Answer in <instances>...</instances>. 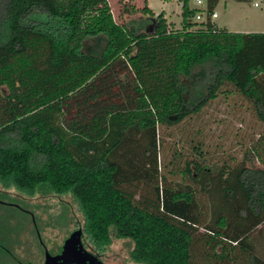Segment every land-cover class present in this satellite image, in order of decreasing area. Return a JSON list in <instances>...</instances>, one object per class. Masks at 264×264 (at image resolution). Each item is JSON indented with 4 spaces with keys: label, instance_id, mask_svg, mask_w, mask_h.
Wrapping results in <instances>:
<instances>
[{
    "label": "trees",
    "instance_id": "16d2710c",
    "mask_svg": "<svg viewBox=\"0 0 264 264\" xmlns=\"http://www.w3.org/2000/svg\"><path fill=\"white\" fill-rule=\"evenodd\" d=\"M178 2L179 29L143 0L148 30L134 33L113 21L106 0H0V184L69 193L84 221L72 246L80 264L92 258L82 235L101 248L111 229L131 241L137 264H193L196 241L220 261L229 246L264 264L251 239L264 222V169L244 166L255 154L233 168L186 161L189 184L169 186L158 158V127L197 113L224 84L264 122V33L191 30L195 10ZM93 38L100 52H82ZM192 76L206 78L205 95L188 109L183 80Z\"/></svg>",
    "mask_w": 264,
    "mask_h": 264
},
{
    "label": "rangeland",
    "instance_id": "374dc122",
    "mask_svg": "<svg viewBox=\"0 0 264 264\" xmlns=\"http://www.w3.org/2000/svg\"><path fill=\"white\" fill-rule=\"evenodd\" d=\"M189 1L195 8L193 0ZM201 1L203 5L206 3V0ZM179 3L178 0H148L147 7L152 11L153 18L162 10L165 11L170 29H173L180 27ZM254 3L257 7L253 6ZM107 4L116 24L134 33L148 30L150 17L140 10L143 0H107ZM213 10L217 15L213 22L219 29L232 33H264V0H218ZM102 46V40L93 38L86 40L81 50L98 54ZM194 72L201 73L199 68ZM183 82L189 84L185 107L190 109L204 97V87L200 86H205L206 78L192 76L191 80L184 79ZM191 82L195 85H190ZM158 140V158L161 166L164 165L160 177L168 186L178 182L189 184L180 171L184 163L191 160L211 168L223 164L233 168L245 159V154L251 152L255 155L248 157L244 166L264 169V122L256 119L251 105L228 84H224L216 98L207 102L197 113L171 127H158ZM197 145L201 157L194 151ZM0 199L14 202L22 209L0 206V252L4 254L2 249L6 252L5 257L0 254V259H5V264H14L11 257L35 261L42 253L39 241L44 251L56 258L70 234L76 230L82 232L83 216L69 193L57 195L45 188H36L27 193L0 184ZM198 202L205 215L203 220L207 221L205 199L198 196ZM256 229L251 234V239L254 238L253 251L258 257L264 258V222ZM80 241L84 251L97 256L96 264H137L129 257L131 241L114 239L112 229L109 232V244L105 247L94 248L85 235ZM216 252L219 253V247ZM192 254L193 264H248L246 253L230 249L229 246L224 252L229 260L224 258L220 261L213 257L201 241L194 243Z\"/></svg>",
    "mask_w": 264,
    "mask_h": 264
},
{
    "label": "flooded vegetation",
    "instance_id": "af4514ba",
    "mask_svg": "<svg viewBox=\"0 0 264 264\" xmlns=\"http://www.w3.org/2000/svg\"><path fill=\"white\" fill-rule=\"evenodd\" d=\"M0 206H3V207H11L12 209H19L20 211L22 210L20 206H18L16 203L14 202H11V203H8L2 199H0ZM39 245H40V248H41V251L42 253H40V256L37 257V259L35 261H29V260H26V261H22V260H19L17 258H14V257H11L12 258V261L14 262V264H63L61 262H53V257H51V255H49L46 250L44 251L43 249V245L42 243L39 241ZM0 250H1V247H0ZM2 251L4 252V254H0L5 257V250L2 249ZM11 254L9 253V256ZM93 258L95 259H92V262L91 264H96L97 263V256H92ZM5 259H0V264H5Z\"/></svg>",
    "mask_w": 264,
    "mask_h": 264
},
{
    "label": "water",
    "instance_id": "95a60500",
    "mask_svg": "<svg viewBox=\"0 0 264 264\" xmlns=\"http://www.w3.org/2000/svg\"><path fill=\"white\" fill-rule=\"evenodd\" d=\"M75 234H70L68 239L64 242L63 250L59 256L53 258V262H61L63 264H80L79 255L81 254L80 248L78 250L74 249L73 244H79V231L74 232ZM75 235V236H74ZM92 259H95L92 257ZM92 262V260H91Z\"/></svg>",
    "mask_w": 264,
    "mask_h": 264
},
{
    "label": "built area",
    "instance_id": "2783aa9c",
    "mask_svg": "<svg viewBox=\"0 0 264 264\" xmlns=\"http://www.w3.org/2000/svg\"><path fill=\"white\" fill-rule=\"evenodd\" d=\"M195 13L192 17V23L195 25L191 28V30L204 28V26L208 23L213 25V20L217 18L216 13L212 9L211 11L207 10L206 3L203 5L201 0H193ZM203 5V6H202ZM254 7H257V4H253ZM214 26V25H213Z\"/></svg>",
    "mask_w": 264,
    "mask_h": 264
},
{
    "label": "crops",
    "instance_id": "0c3cea01",
    "mask_svg": "<svg viewBox=\"0 0 264 264\" xmlns=\"http://www.w3.org/2000/svg\"><path fill=\"white\" fill-rule=\"evenodd\" d=\"M107 1V0H106ZM148 3V0H145V4H146V7H147V4ZM179 7H180V3H179ZM188 7L190 8V9H194V7H192L191 5H190V1L188 0ZM148 8V7H147ZM214 8V7H213ZM149 9V8H148ZM150 10V9H149ZM150 12L152 13V11L150 10ZM160 13H162V15H163V18H164V20L166 21V24H167V26H168V28H170V22H168L167 21V18H166V15H165V11H161ZM153 14V13H152ZM179 15H180V12H179ZM178 24H180V20H179V22H178ZM213 25L216 27V25H215V23L213 22ZM180 25H178V27H179ZM180 28V27H179ZM179 28H177V27H173V30H177V29H179Z\"/></svg>",
    "mask_w": 264,
    "mask_h": 264
}]
</instances>
